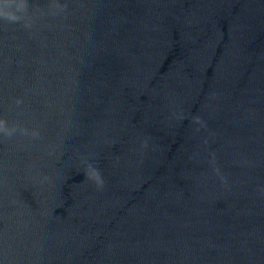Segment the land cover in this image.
<instances>
[{
    "label": "water",
    "instance_id": "1",
    "mask_svg": "<svg viewBox=\"0 0 264 264\" xmlns=\"http://www.w3.org/2000/svg\"><path fill=\"white\" fill-rule=\"evenodd\" d=\"M26 3L0 16V264H264V0Z\"/></svg>",
    "mask_w": 264,
    "mask_h": 264
},
{
    "label": "clouds",
    "instance_id": "2",
    "mask_svg": "<svg viewBox=\"0 0 264 264\" xmlns=\"http://www.w3.org/2000/svg\"><path fill=\"white\" fill-rule=\"evenodd\" d=\"M15 9V11H13ZM27 9L26 0H0V16L4 19L15 22L22 18L17 15L16 12H24ZM88 178L94 180L98 184H102L100 175L96 171H90L87 173Z\"/></svg>",
    "mask_w": 264,
    "mask_h": 264
}]
</instances>
